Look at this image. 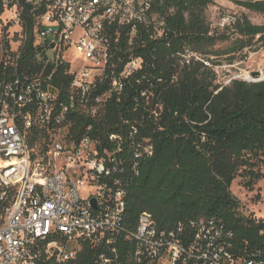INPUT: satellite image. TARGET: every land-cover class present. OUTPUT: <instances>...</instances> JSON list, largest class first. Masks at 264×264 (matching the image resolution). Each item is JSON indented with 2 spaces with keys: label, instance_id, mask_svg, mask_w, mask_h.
Segmentation results:
<instances>
[{
  "label": "built area",
  "instance_id": "obj_1",
  "mask_svg": "<svg viewBox=\"0 0 264 264\" xmlns=\"http://www.w3.org/2000/svg\"><path fill=\"white\" fill-rule=\"evenodd\" d=\"M27 2L39 12L34 45L45 52V64L68 65L70 83L63 102L51 75H18L28 34L19 2L2 0L4 12L13 10L20 40L17 50H4V69L12 73L0 77V264H264L235 259L232 234L214 222L161 229L143 212L129 225L124 172L134 161L133 174L152 146L133 141L132 152L119 156L121 135L95 137L92 125L74 133L71 114L100 117L113 95L145 78L141 57L118 54L142 31L152 40L162 36L165 22L153 12L154 0Z\"/></svg>",
  "mask_w": 264,
  "mask_h": 264
},
{
  "label": "trees",
  "instance_id": "obj_2",
  "mask_svg": "<svg viewBox=\"0 0 264 264\" xmlns=\"http://www.w3.org/2000/svg\"><path fill=\"white\" fill-rule=\"evenodd\" d=\"M17 1L28 34L20 51L18 75H51L59 100L66 102L68 65L45 64L47 56L34 45L32 35L39 12L28 0ZM234 4L264 17V0H235ZM213 5V0H154L153 12L165 22L162 36L152 40L142 31L129 48L122 44L118 54L121 59L141 57L145 78L126 85L119 97L113 95L105 103L104 115L70 116L75 119L76 135L89 125L95 137L104 140L121 135L124 152L119 156L132 152L133 141L152 146V155L141 156L133 174L134 161L127 163L124 172L129 225L143 212L150 213L161 229L214 222L232 234L230 251L235 259L264 262V220L243 214L230 191L237 176L241 175L246 188L262 178L256 169L264 159V80H232L221 86L214 71L221 62L233 64L245 50L264 49V26L241 16L212 28L205 11ZM3 13L0 0V17ZM9 49L3 40L0 77L3 72L12 73V68L4 69L3 53ZM143 92L147 97L141 96ZM133 128L136 135L130 138Z\"/></svg>",
  "mask_w": 264,
  "mask_h": 264
},
{
  "label": "rangeland",
  "instance_id": "obj_3",
  "mask_svg": "<svg viewBox=\"0 0 264 264\" xmlns=\"http://www.w3.org/2000/svg\"><path fill=\"white\" fill-rule=\"evenodd\" d=\"M213 2L214 5L205 11L207 22L212 28L222 27L226 24L228 17L239 18L241 16H246L254 25L264 26L263 16L238 7L234 4L235 0H213ZM13 16V10H10L4 12L0 17V43L7 40L12 50L15 51L19 46L20 29L12 19ZM242 56L243 58H241ZM242 56H239L231 65L221 62L214 68L217 85L226 86L232 80L253 83L256 80L251 74L255 72L260 74L257 79L264 80V49H259L257 52L245 50ZM68 57L73 64H77L74 53H70ZM246 75L247 78H245ZM256 170L262 174V178L255 182L251 188L244 186L240 175L233 181L230 191L239 200L240 210L243 214L253 215L256 219L264 220V159Z\"/></svg>",
  "mask_w": 264,
  "mask_h": 264
},
{
  "label": "water",
  "instance_id": "obj_4",
  "mask_svg": "<svg viewBox=\"0 0 264 264\" xmlns=\"http://www.w3.org/2000/svg\"><path fill=\"white\" fill-rule=\"evenodd\" d=\"M259 73L258 72H255V73H252L251 74V76L256 80L255 82H259V81H261V79H257L258 77H259ZM92 206H93V208L95 209V206H94V204H93V202H92Z\"/></svg>",
  "mask_w": 264,
  "mask_h": 264
},
{
  "label": "bare ground",
  "instance_id": "obj_5",
  "mask_svg": "<svg viewBox=\"0 0 264 264\" xmlns=\"http://www.w3.org/2000/svg\"><path fill=\"white\" fill-rule=\"evenodd\" d=\"M249 76H250V75H249ZM262 76H263V74H262ZM247 77H248V76L246 75L245 78H247Z\"/></svg>",
  "mask_w": 264,
  "mask_h": 264
}]
</instances>
